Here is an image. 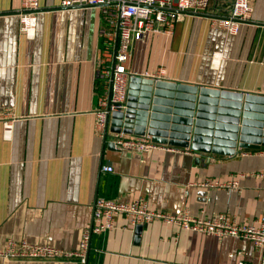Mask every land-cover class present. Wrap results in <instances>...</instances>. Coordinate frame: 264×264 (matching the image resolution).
<instances>
[{"label": "crops", "instance_id": "1", "mask_svg": "<svg viewBox=\"0 0 264 264\" xmlns=\"http://www.w3.org/2000/svg\"><path fill=\"white\" fill-rule=\"evenodd\" d=\"M63 1L40 0L35 36L28 38L20 27L22 0H0V253L10 240L79 251L99 198L142 200L150 210L168 214H225L244 224L259 222L264 156L255 152L263 146L238 147L234 156L168 144L163 145L172 151L136 153L115 149L112 116L106 135L98 132L95 112L107 90L97 67L115 52L117 33H104L100 10L65 9ZM234 1L210 0L207 10L186 14L172 33L145 36L134 45L128 70L164 69L161 81L264 96V0H248L252 19L231 36L215 21L230 15ZM209 182L238 187L212 189ZM261 260V252L243 239L162 222L131 226L123 217L113 231L93 234L87 252V264ZM78 263L0 257V264Z\"/></svg>", "mask_w": 264, "mask_h": 264}, {"label": "built area", "instance_id": "2", "mask_svg": "<svg viewBox=\"0 0 264 264\" xmlns=\"http://www.w3.org/2000/svg\"><path fill=\"white\" fill-rule=\"evenodd\" d=\"M210 0H64L65 9H98L107 24L108 30L117 33L118 46L113 54H106L97 67V77L104 82L107 92L99 101L95 112L98 132L106 135L108 121L114 113L127 109L129 84L133 77H141L152 81L165 79L164 69L155 73L136 74L128 70L127 63L132 57L134 45L149 34L173 32L176 23L186 14H199L207 10ZM40 0H22L20 11L21 31L28 38L35 36L37 14L40 11ZM253 8L248 0H235L230 15L215 21L227 34L235 36L241 26L251 21ZM108 60L111 65H108ZM112 140L117 151L127 150L136 153L151 151H172L173 149L153 141L149 135L134 136L123 132L113 133ZM264 156V151L255 152ZM253 153H246L251 155ZM104 171H112L104 167ZM206 187L212 189L237 188L236 182H209ZM123 217L131 226H144L154 222L175 225L183 230L203 233L217 238H237L250 242L262 254L264 264V214L259 222L244 224L221 214L213 218L194 217L189 213L168 214L150 210L142 201L122 202L99 198L95 202L93 225L86 229L76 252H66L50 246H39L27 242L16 243L10 240L6 250L0 257L7 260H73L78 264H87V252L93 234L111 232L116 227V219ZM239 264H243L239 262Z\"/></svg>", "mask_w": 264, "mask_h": 264}, {"label": "water", "instance_id": "3", "mask_svg": "<svg viewBox=\"0 0 264 264\" xmlns=\"http://www.w3.org/2000/svg\"><path fill=\"white\" fill-rule=\"evenodd\" d=\"M129 89L127 109L112 115L116 133L223 156L264 147V96L141 77Z\"/></svg>", "mask_w": 264, "mask_h": 264}]
</instances>
